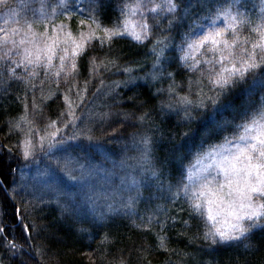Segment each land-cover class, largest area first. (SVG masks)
Here are the masks:
<instances>
[{
	"label": "trees",
	"instance_id": "1",
	"mask_svg": "<svg viewBox=\"0 0 264 264\" xmlns=\"http://www.w3.org/2000/svg\"><path fill=\"white\" fill-rule=\"evenodd\" d=\"M40 2L6 0L0 5V29L9 33L21 30L11 37L17 40L25 33L29 38L31 33L38 38L44 32L51 35L52 26L59 29L61 24L77 38L80 31L87 35L89 29L101 36L103 27L123 19L120 9L131 0H99L98 4L77 0L85 14L76 11L46 19L40 16ZM89 8L96 9L91 13L95 22L86 14ZM246 10L254 25L264 12V0H246ZM192 11L198 16L203 9L197 5ZM130 19L137 22L139 17ZM159 19L161 27L154 28L153 35L142 42L129 35L103 44L94 39L73 61L66 60L62 71L58 58L48 70L31 65L25 68L16 49L6 55L11 44L0 46V226L8 240L18 245L11 248L0 236V264H264V227L253 229L240 240L212 244L204 239V233L214 227L207 216L193 219L195 214H190L184 198L174 199L168 190L172 185L174 191L181 174L186 175L213 145L230 138L241 115L264 102V90L249 88V74L248 82L231 90L217 106L196 109L198 89L212 95L209 75L219 71L220 65L204 63L205 56H213L207 51L195 54L201 60L197 67L180 60L177 44L191 16L171 27L166 14ZM81 20L87 23L81 24ZM149 23L154 21L149 18ZM241 35L254 38L247 26ZM164 36L170 37L169 46L154 70V41ZM191 63L189 59L187 64ZM33 71L36 75H29ZM58 71L59 76L55 74ZM170 85L174 92H169ZM65 96L77 117L75 128L91 130L97 139L68 141L82 147L55 155L69 158V166L79 161L104 174L135 175L143 187L132 210L122 206L108 212L105 207L111 200L85 199L78 182L59 168L55 170V195L30 187L35 182L33 176L47 169L50 161L39 150L33 159L25 160L19 145L29 129L36 143L51 121L62 127V121L69 119ZM182 96H188L193 104H179ZM185 109L191 112V119ZM99 113L107 116L102 119ZM73 130L69 126L63 135L67 137ZM144 135L150 139L149 155L156 176L140 171L148 167L138 163L139 141ZM121 161H125L124 167ZM125 197L124 192L113 204ZM21 219L27 225L23 231ZM160 237H166L164 248Z\"/></svg>",
	"mask_w": 264,
	"mask_h": 264
},
{
	"label": "snow or ice",
	"instance_id": "2",
	"mask_svg": "<svg viewBox=\"0 0 264 264\" xmlns=\"http://www.w3.org/2000/svg\"><path fill=\"white\" fill-rule=\"evenodd\" d=\"M91 3L98 4L99 0H91ZM4 4L6 0H0V5ZM182 4L185 6L181 7ZM197 5L203 9L198 16L192 11ZM40 8L42 19L69 15L76 11L85 14L77 0H41ZM95 10L89 8L86 13L93 22L95 17L91 13ZM165 14L168 27L192 17L188 29L181 34L180 43L177 44L181 61L188 67H197L201 64V60L197 59L195 54L207 51L213 56L211 58L205 56L204 63L212 65L215 62L220 65L219 71L209 75L211 84L209 91L212 95L205 93L202 87L198 89L196 109L217 106L221 98L228 95L231 90L242 83H247L246 78L249 74H252L249 88L258 86L264 90V71H258L264 68V12L253 25L246 10V0H159V2L131 0L120 9L123 19H118L112 27H103L101 36H97L95 30L89 29L87 35L80 31L77 38L71 30H66V26L61 24L59 29L55 25L52 26L51 35L44 32L38 38L35 33H31L29 38V34L25 33L17 40L11 37L18 35L21 30L17 29L9 33L5 29H0L3 33L0 46L6 47L11 44L12 47L7 49L6 55L16 49L17 55L21 56L20 64L25 68L31 65L42 66L48 70L58 58L62 71L65 61H73L74 57L79 56L94 39H98L101 44L105 41L111 42L114 37L123 35H129L141 42L148 39L153 35L154 28L161 27L159 17ZM137 16L139 17L137 22L130 19ZM149 18L154 23H149ZM80 23L87 22L81 20ZM246 26L253 34V39L241 35ZM28 29H31V24H28ZM169 40L170 37L164 36L154 41L152 49L156 57L154 70L160 65L161 57L169 46L167 42ZM189 59L192 60L191 64H187ZM75 67V63L72 62L71 68ZM9 71L15 75L14 69L9 68ZM55 74L59 76L60 72ZM157 74L154 71L153 78H156ZM29 75L35 76L36 73L33 71ZM168 76L171 77L172 74L168 73ZM174 91V87L170 85L169 92ZM64 99L68 104L69 119L62 121V127H56V121H51L46 126L45 134L39 136L36 143H33L32 130L29 129V134L25 135L19 145L25 160L33 159L39 150L50 161L48 168L38 172L37 177L34 178L35 182L30 186L34 191L56 190L54 188L56 168L64 172L70 180L94 175L92 169L80 165L79 161L75 163L80 168V175H73L74 169L69 167V158L55 155L56 152H67L69 149L82 147L79 143L72 145L68 141H78L81 137L89 142L97 139L91 134V130L84 132L75 128L77 117L72 111V102L67 96ZM177 102L188 106L193 104L188 96L178 97ZM99 115L103 119L107 113H99ZM185 115L191 119V112L187 109ZM69 126L74 130L71 135L65 137L64 129ZM15 127L19 129L20 124L16 123ZM48 128L54 130L47 131ZM229 136L230 138H224L223 144L211 147L208 152L211 162L207 166L197 173H193L190 169L186 175L182 173L175 190L173 191L172 185H169L168 189L174 199L181 196L184 198L190 214H195L192 216L193 219L203 218L206 215L214 222V227L204 233V239L210 240L212 244L240 240L246 238L253 229L264 227V102L241 115L240 122L234 125V131ZM136 143L134 141V144ZM139 145H142V148L138 163L148 166L141 167V173L150 171L156 176L157 172L149 155V137L142 136ZM124 165L125 161H121V167ZM122 185V190L104 194L106 200H111V203L107 204L109 210H112V204L116 203L115 198L123 197L124 192L129 195L121 199L120 203L129 210L134 208L137 197L141 195L143 185L135 175L126 174L122 179ZM22 187L26 189L29 186ZM93 196L99 198V194L93 193L87 199L92 201ZM218 217H223V220L218 221ZM20 224L22 231L26 230L27 225H23V219L20 220ZM0 236H3L6 245L11 248L18 247L14 241L8 240L3 226H0ZM165 239L166 237H160L161 248L166 247Z\"/></svg>",
	"mask_w": 264,
	"mask_h": 264
},
{
	"label": "rangeland",
	"instance_id": "3",
	"mask_svg": "<svg viewBox=\"0 0 264 264\" xmlns=\"http://www.w3.org/2000/svg\"><path fill=\"white\" fill-rule=\"evenodd\" d=\"M211 162V157L209 156V154H205L204 156L200 157L199 159H197L194 163V165L191 167V171L193 173H197L199 172L202 168H204L205 166H207L209 163ZM70 168L73 167L74 171H73V175H80V168L78 165H71L69 166ZM86 168V167H85ZM90 169L93 170L94 175L92 176H85V178L83 179H77V180H73V181H77L78 184L81 186V188L83 189L84 193H85V199H87V197L89 195H92L93 193H97L99 194V198H97V196H93V200L96 201H109L105 199L104 194L105 193H109L111 194L112 192H115L117 190H122L123 185H122V177L124 175H108V174H104L102 173L100 170L96 169V168H91ZM122 171V168L119 169L117 172ZM37 175L33 176V178H36ZM22 182L25 184L26 182L24 181L25 178L22 176L21 177ZM35 181V179H34ZM20 185V184H19ZM54 188L56 189V185L54 184ZM44 192H46V195H55L57 193V189L56 190H52V189H44ZM126 196L129 195V193L125 192ZM134 194V193H133ZM120 196H117L115 199H117ZM126 198V197H125ZM122 207V204L120 202H118V204H112V209H118ZM100 208H104V207H100ZM105 209L110 212V210L108 209V207H105ZM218 221H222L223 217H218L217 218ZM211 222V224L214 225V222L209 220Z\"/></svg>",
	"mask_w": 264,
	"mask_h": 264
}]
</instances>
